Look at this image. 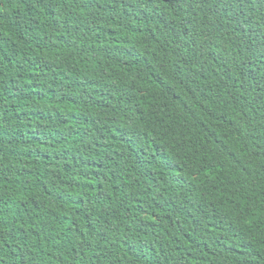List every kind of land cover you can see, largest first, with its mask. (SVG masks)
<instances>
[{
  "label": "trees",
  "instance_id": "obj_1",
  "mask_svg": "<svg viewBox=\"0 0 264 264\" xmlns=\"http://www.w3.org/2000/svg\"><path fill=\"white\" fill-rule=\"evenodd\" d=\"M0 264H264V0H0Z\"/></svg>",
  "mask_w": 264,
  "mask_h": 264
}]
</instances>
